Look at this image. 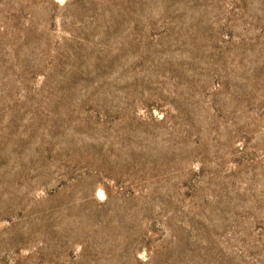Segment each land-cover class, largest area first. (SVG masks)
Instances as JSON below:
<instances>
[{
  "label": "rangeland",
  "instance_id": "374dc122",
  "mask_svg": "<svg viewBox=\"0 0 264 264\" xmlns=\"http://www.w3.org/2000/svg\"><path fill=\"white\" fill-rule=\"evenodd\" d=\"M0 264H264V0H0Z\"/></svg>",
  "mask_w": 264,
  "mask_h": 264
}]
</instances>
